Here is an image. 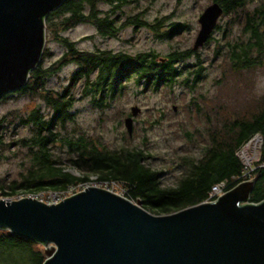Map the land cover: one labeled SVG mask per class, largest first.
<instances>
[{"label":"trees","instance_id":"trees-1","mask_svg":"<svg viewBox=\"0 0 264 264\" xmlns=\"http://www.w3.org/2000/svg\"><path fill=\"white\" fill-rule=\"evenodd\" d=\"M108 1L63 0L48 12L44 35L57 40L63 52L45 66L42 60L50 52L43 47L39 63L29 72L27 82L0 95V103H4L18 95L38 93L47 106L45 109L36 106L28 111L8 110L1 114L0 160H17L18 171L15 176L0 177V195L12 198L18 192L24 195L64 192L71 186L92 181H116L125 189L126 198L141 201L142 206L154 214H165L206 201L214 183L226 181L229 188L235 186L238 182L233 177L239 176L243 168L236 155L237 148L252 134H264V92L254 95L246 91L240 101L235 99L238 106L234 108V100L215 101L208 107L205 91L194 96L186 94H190L196 80L203 77L205 68L197 57L198 51L190 47H172L166 54L153 49L134 54L98 47L83 50L61 34L81 22L94 26L100 35L112 33V19H109L107 8L99 7ZM137 1L125 0V3ZM215 1L221 4L225 20L223 26L217 23L214 27V31L220 30L219 36L212 34L203 45L212 52L209 63L215 58L223 61L219 76L213 79L216 85L237 90V81L247 84L249 73L264 66V0ZM134 17L129 16L126 23L147 25L146 21L140 22ZM183 25L180 22L168 24L170 29L159 36L170 38ZM151 26L157 30L164 24L158 20ZM193 55L192 62L188 59ZM63 63H74L76 67L66 84L60 90L45 87L47 76L55 73ZM227 79L233 83L219 82ZM177 84L185 87V107L187 110L194 108L200 124L195 133H192L195 129L188 131L179 124V133L186 140L198 138L185 147L187 150L177 158V163L169 166V170L181 167L170 183L161 180L162 170L154 165L156 156L145 135V127L138 125V133L134 128L129 135L126 130L122 131L121 142L110 145L100 133L91 134L77 124V112L73 110L76 85L78 97L87 96L92 106L103 111L110 108L124 89L140 86L141 92H155L161 87L171 93ZM118 114L120 117L124 113L121 110ZM119 117L118 121L122 122ZM162 119L163 113H157L148 125L162 124ZM135 135L136 141L132 142ZM258 156L259 161H264L263 144ZM65 165L79 170L82 175H73ZM90 175L95 179L90 180ZM253 176L255 181L249 200L257 203L264 198V167H256ZM43 254L42 244L0 229V264H41L45 258Z\"/></svg>","mask_w":264,"mask_h":264},{"label":"water","instance_id":"water-1","mask_svg":"<svg viewBox=\"0 0 264 264\" xmlns=\"http://www.w3.org/2000/svg\"><path fill=\"white\" fill-rule=\"evenodd\" d=\"M62 1L0 0V95L27 82L41 58L45 16ZM222 11L213 2L198 15L192 50L209 38ZM129 110L122 122L128 135L140 109ZM253 181L165 214L97 185L49 204L1 198L0 229L42 244L41 264H264V198L249 200Z\"/></svg>","mask_w":264,"mask_h":264},{"label":"rangeland","instance_id":"rangeland-1","mask_svg":"<svg viewBox=\"0 0 264 264\" xmlns=\"http://www.w3.org/2000/svg\"><path fill=\"white\" fill-rule=\"evenodd\" d=\"M210 0H138L137 2H128V5H122L120 9L122 16H131L136 12L139 18L146 21L147 25L133 26L132 24H123L118 32L117 37H107L96 33V29L89 23H77L65 30L61 34L68 39L75 41V47L83 50H92L96 47L101 49H110L114 52H128L134 54L139 51L153 49L159 54H166L172 47L191 48L198 32V14L209 5ZM99 7L107 8L105 4H99ZM158 16V17H157ZM155 17H157L155 19ZM120 19V18H119ZM164 24L163 28H152V24L156 20ZM225 16L218 19L220 26H223ZM180 22L183 28L178 29V32H174L170 38L160 37L159 34H163L167 25L171 22ZM124 22V21H123ZM220 28V27H219ZM213 37L219 36L220 30H216L213 33ZM212 40V39H211ZM210 40V43H212ZM44 48H46L50 54L47 55L42 61L47 66L54 62L63 52V47L60 43L52 37L45 35ZM196 51L197 57L201 59L204 64V74L200 80H196L197 83L193 87L192 92L186 93L188 96L191 94L194 96L200 91H205L208 95L205 100L208 107L214 105L217 102H225L227 100L233 101V108L238 106V101L241 100L244 94L252 92L254 95H259L264 92V66H258L254 68L250 73V82L245 84L244 81H237L239 89L232 90L231 87L218 86L215 83L214 77L219 76L221 71L222 62L215 58L209 63L212 52L209 47L202 45ZM195 55L188 60L194 61ZM209 63V65H208ZM74 63H63L55 73H50L44 82V86L51 90H60L62 85H65L68 81V76L75 70ZM228 84L233 83L230 80H220ZM176 84V83H175ZM221 84V85H222ZM75 88L74 92L77 96L73 103V110H76L77 124L87 129L89 133H100L103 140L110 145L121 142L122 131L126 130L124 127V118L130 114L129 108L131 106H138L140 111L134 115L132 125V132L138 133L139 127H145V135L153 146L152 151L155 153L156 159L155 166H160L162 170L161 180L166 183H170L175 174L180 171V166L169 170V166L174 165L179 161V156L185 154L187 145L195 141L198 137L195 136L194 140H186L182 133H179V124H182L189 130L196 132V126L200 124L197 120L198 115H195V111L187 110L185 107V87L181 85H174L171 93H166L164 88L159 87L157 91L146 90L141 92L140 86L132 87L131 89H124L120 96L112 103L110 108L100 111L89 103L87 96L78 97L79 87ZM242 89V90H240ZM136 91L135 93L133 91ZM240 90V91H239ZM184 93V94H183ZM42 98L38 93L35 94H23L18 95L15 99L6 100L4 103H0V116L8 110L28 111L36 106L40 108H47ZM236 99V100H235ZM175 110H173V107ZM254 107V105H253ZM123 111V115L119 117V112ZM163 113L162 124H152L149 126V120L157 113ZM117 117L122 119V122L118 121ZM204 131V129H202ZM24 132V130L22 131ZM131 132V134H132ZM137 135L133 138L132 142L136 141ZM186 147V148H185ZM63 154V153H61ZM173 162V163H172ZM162 163H164L162 165ZM17 160L14 159H2L0 160V177L2 176H15L18 171ZM67 171L73 175L80 176L82 172L79 170L65 165ZM95 176L90 175V180H94ZM91 183H94L93 181ZM90 183V184H91ZM77 187V186H75ZM22 192H18L14 197L8 199H18L20 197H26L20 195ZM52 191L44 193V196L49 201L52 197ZM5 198L0 195V199ZM7 199V198H6Z\"/></svg>","mask_w":264,"mask_h":264},{"label":"built area","instance_id":"built-area-1","mask_svg":"<svg viewBox=\"0 0 264 264\" xmlns=\"http://www.w3.org/2000/svg\"><path fill=\"white\" fill-rule=\"evenodd\" d=\"M263 142V136L256 132L252 134L245 142L241 143V145L236 150V155L239 157L240 161L243 164V168L241 169V174L237 177H233L234 180H237V182H243L248 181L252 179L254 176V169L256 167H264V161H259V151L261 149ZM88 185H97L102 188H107L109 190H112L114 192H117L118 194L125 196V189L122 188V184L116 181H108L103 183H87V184H78L75 186H71L68 189H65L64 192H53L57 194H53L51 199L48 201L46 197L44 196L43 192L32 194V195H25L28 197H34L38 200H41L46 203H55L62 201L63 198L82 190L83 188L87 187ZM230 189L228 187V184L226 181H220L217 183H214L209 191L206 201H212L217 198L218 195L223 194L225 191ZM24 195V194H20Z\"/></svg>","mask_w":264,"mask_h":264},{"label":"flooded vegetation","instance_id":"flooded-vegetation-1","mask_svg":"<svg viewBox=\"0 0 264 264\" xmlns=\"http://www.w3.org/2000/svg\"><path fill=\"white\" fill-rule=\"evenodd\" d=\"M132 1V0H131ZM119 1L118 0H109L107 3H106V7H107V11H108V13H109V19H112V28H113V31H112V33H109V34H106L105 36H107V37H117L118 38V32L117 31H120V29L122 28L121 26L123 25V24H125L126 23V19L127 18H129V16L128 15H126L125 17L124 16H122L121 17V11H122V9H120V7L122 6V5H128L127 3H125V0H120V4L118 3ZM210 2L211 3H213V2H216L215 0H210ZM209 2V3H210ZM132 3V2H131ZM216 3H218L220 6H221V4L219 3V2H216ZM119 4V5H118ZM123 12V11H122ZM221 14H223V11H222V13ZM220 14V16L218 17V19H220V17H222V15ZM199 15V14H198ZM197 15V16H198ZM131 16H135L134 18H136V19H138L140 22H145L143 19H141V18H139L140 16H138V14H137V12L134 14V15H131ZM158 17V16H157ZM157 17H155V19L157 18ZM120 18V19H119ZM218 19H217V21H218ZM159 20V19H158ZM158 20H156V21H158ZM124 21V22H123ZM216 21V24L218 23ZM172 23H175V21H173V22H171V23H169V24H172ZM133 27V26H132ZM215 27H216V25H215ZM214 28V27H213ZM167 29H170V26H168L167 25V27L165 28V29H163V30H167ZM215 29V28H214ZM214 29H213V31H214ZM213 31L211 32V35H212V33H213ZM210 35V36H211ZM196 51V50H195ZM120 52V51H119Z\"/></svg>","mask_w":264,"mask_h":264}]
</instances>
